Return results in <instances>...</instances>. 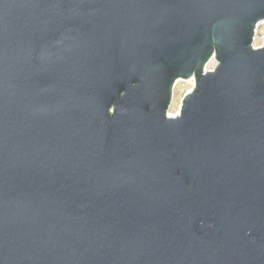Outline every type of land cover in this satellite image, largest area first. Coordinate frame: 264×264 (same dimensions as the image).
Listing matches in <instances>:
<instances>
[{
	"label": "water",
	"instance_id": "obj_1",
	"mask_svg": "<svg viewBox=\"0 0 264 264\" xmlns=\"http://www.w3.org/2000/svg\"><path fill=\"white\" fill-rule=\"evenodd\" d=\"M262 21L264 0H0V264H264Z\"/></svg>",
	"mask_w": 264,
	"mask_h": 264
},
{
	"label": "rangeland",
	"instance_id": "obj_2",
	"mask_svg": "<svg viewBox=\"0 0 264 264\" xmlns=\"http://www.w3.org/2000/svg\"><path fill=\"white\" fill-rule=\"evenodd\" d=\"M263 41H264V21L258 24L252 45L254 47L260 46L263 43ZM215 64H216L215 59H212L207 64V68L212 69L215 67ZM193 85H194V81L190 79L189 80L179 79L176 81L172 90V101L168 108L170 113H175L176 111H178V109L182 104L184 96L186 95L187 92H189L193 88Z\"/></svg>",
	"mask_w": 264,
	"mask_h": 264
}]
</instances>
